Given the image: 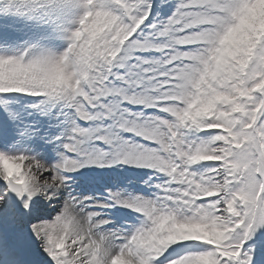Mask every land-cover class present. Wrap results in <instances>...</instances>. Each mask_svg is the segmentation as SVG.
<instances>
[{"label": "snow or ice", "instance_id": "obj_1", "mask_svg": "<svg viewBox=\"0 0 264 264\" xmlns=\"http://www.w3.org/2000/svg\"><path fill=\"white\" fill-rule=\"evenodd\" d=\"M0 264H264V0H0Z\"/></svg>", "mask_w": 264, "mask_h": 264}]
</instances>
